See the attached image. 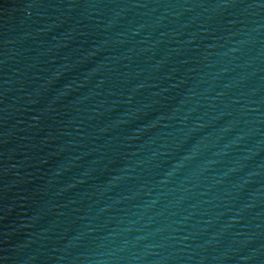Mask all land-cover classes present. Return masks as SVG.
Wrapping results in <instances>:
<instances>
[{
	"label": "water",
	"instance_id": "water-1",
	"mask_svg": "<svg viewBox=\"0 0 264 264\" xmlns=\"http://www.w3.org/2000/svg\"><path fill=\"white\" fill-rule=\"evenodd\" d=\"M0 264H264V0H0Z\"/></svg>",
	"mask_w": 264,
	"mask_h": 264
}]
</instances>
